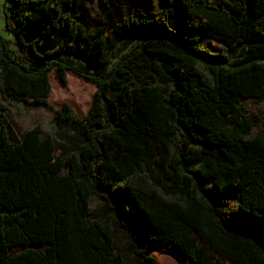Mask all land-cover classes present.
<instances>
[{
    "label": "trees",
    "instance_id": "obj_1",
    "mask_svg": "<svg viewBox=\"0 0 264 264\" xmlns=\"http://www.w3.org/2000/svg\"><path fill=\"white\" fill-rule=\"evenodd\" d=\"M163 2L5 0L0 264H264V0ZM53 70L87 114L18 137Z\"/></svg>",
    "mask_w": 264,
    "mask_h": 264
},
{
    "label": "rangeland",
    "instance_id": "obj_2",
    "mask_svg": "<svg viewBox=\"0 0 264 264\" xmlns=\"http://www.w3.org/2000/svg\"><path fill=\"white\" fill-rule=\"evenodd\" d=\"M210 1L225 2L233 0ZM152 2V10L159 9L164 3L163 0H152ZM4 5L5 0H0V36L11 43L13 37L5 27ZM207 44H209L208 41ZM211 44L212 46L216 45L215 42H212ZM79 46L80 47L76 48L75 52L73 53V56H75L77 60L84 59L83 46ZM130 46V43L121 44L116 51V55L118 57L122 56L130 49ZM51 83L52 90L49 96L50 106L35 107L25 103H18L11 107L10 110L5 112L8 125L12 128L14 134L18 137L22 136V134L26 130L30 129L36 124H39L46 134H54L56 129L53 125L52 119L55 114V110L60 108L64 104H69L80 117H84L87 114L97 89L96 85L93 82L88 81L71 71L67 72V79L65 82H63L57 75L56 70H53L51 73ZM81 89L89 91V96L86 99H81L78 96L77 91ZM165 255L168 254L160 253L159 255H157V261L155 264H174V258L169 255L171 259L173 258L171 261L169 259H166L164 257ZM175 264H178V262Z\"/></svg>",
    "mask_w": 264,
    "mask_h": 264
},
{
    "label": "crops",
    "instance_id": "obj_3",
    "mask_svg": "<svg viewBox=\"0 0 264 264\" xmlns=\"http://www.w3.org/2000/svg\"><path fill=\"white\" fill-rule=\"evenodd\" d=\"M164 257H165L166 259H169V260L172 261V259H171V257H170L169 255H165Z\"/></svg>",
    "mask_w": 264,
    "mask_h": 264
}]
</instances>
